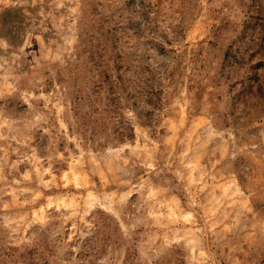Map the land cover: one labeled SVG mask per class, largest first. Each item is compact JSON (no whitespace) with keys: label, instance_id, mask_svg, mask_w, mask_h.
I'll return each mask as SVG.
<instances>
[{"label":"rangeland","instance_id":"1","mask_svg":"<svg viewBox=\"0 0 264 264\" xmlns=\"http://www.w3.org/2000/svg\"><path fill=\"white\" fill-rule=\"evenodd\" d=\"M260 8L0 0V264H264Z\"/></svg>","mask_w":264,"mask_h":264},{"label":"trees","instance_id":"2","mask_svg":"<svg viewBox=\"0 0 264 264\" xmlns=\"http://www.w3.org/2000/svg\"><path fill=\"white\" fill-rule=\"evenodd\" d=\"M256 14L257 20L260 22L257 27H259L260 30L258 32V38L255 40L252 39L247 43V50L245 51L244 58L246 56L248 59L254 58L255 56H261L262 53H264V12H262V8L258 9ZM257 69L258 68L256 67H251L249 71L250 74H248L249 77L241 82L242 89L239 93L240 96H245L246 94L255 95L257 91L260 93L263 92L264 80L262 76L256 72Z\"/></svg>","mask_w":264,"mask_h":264}]
</instances>
